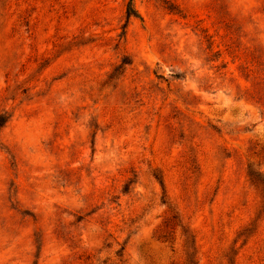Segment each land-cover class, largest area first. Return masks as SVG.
Returning <instances> with one entry per match:
<instances>
[{"label":"rangeland","instance_id":"obj_1","mask_svg":"<svg viewBox=\"0 0 264 264\" xmlns=\"http://www.w3.org/2000/svg\"><path fill=\"white\" fill-rule=\"evenodd\" d=\"M126 2L0 0V264H264V0Z\"/></svg>","mask_w":264,"mask_h":264},{"label":"trees","instance_id":"obj_2","mask_svg":"<svg viewBox=\"0 0 264 264\" xmlns=\"http://www.w3.org/2000/svg\"><path fill=\"white\" fill-rule=\"evenodd\" d=\"M129 15H137V11L134 7V5L132 4L131 0H127L126 4H125V16L128 17ZM250 181H252V177L249 176ZM158 182L161 184V180ZM186 242H187V246L189 248V253L190 256L193 255V245L191 243H189L188 241V237L186 238Z\"/></svg>","mask_w":264,"mask_h":264}]
</instances>
